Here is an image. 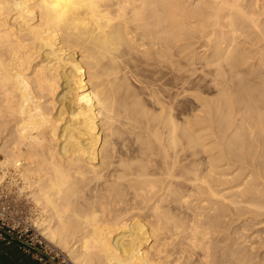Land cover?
<instances>
[{
    "label": "bare ground",
    "instance_id": "obj_1",
    "mask_svg": "<svg viewBox=\"0 0 264 264\" xmlns=\"http://www.w3.org/2000/svg\"><path fill=\"white\" fill-rule=\"evenodd\" d=\"M0 152L74 264H264V0H0Z\"/></svg>",
    "mask_w": 264,
    "mask_h": 264
},
{
    "label": "rangeland",
    "instance_id": "obj_2",
    "mask_svg": "<svg viewBox=\"0 0 264 264\" xmlns=\"http://www.w3.org/2000/svg\"><path fill=\"white\" fill-rule=\"evenodd\" d=\"M77 58L80 59L81 57H79L77 55ZM213 86L214 85H208L202 91H196V90L188 91L191 94H189L188 92L181 94L179 96V98H178V107L180 106L179 107L180 116L183 117V118H187V119H193L195 115H201L202 113H201L200 109L202 108V106L200 105L201 104L200 103V99H203V100H214L217 97V94H216L217 93V88H215V86L214 87ZM132 88H134V90L132 89L133 91H136V93L139 94L138 98H140V99L142 98V102L144 103V105H146L147 107L149 106L148 108H152V104L153 103L149 99V96L146 95L147 93L145 94L144 93L145 91L140 92V89L136 90V86H133ZM145 95L148 96V97H146ZM195 97H201V98L199 99V98H195ZM196 100H198L199 102L196 101ZM115 125L116 126L118 125L119 127H121V124L119 125V122H117V124H115ZM119 127H118V130L120 131L122 128L119 129ZM195 127H197V126H195ZM197 129H198V127H197ZM125 131H126V129H123V131L121 130V134H117L116 135V137H118V138H116L115 135H114L113 139L115 141H120V142H117L119 144V145L117 144L118 155L120 154V156H122V157H130V156H132V158H133L134 155H135L134 153H136V152H134V151H136V148H135V146H133L131 141L128 140L130 135L128 136V133H125ZM209 131L210 132H208V130H207V131H203L204 133H201L204 136L208 135V138L204 139V141L206 143H211L212 141L215 140L214 136H212V135L210 136L209 135V133L211 134L212 131L211 130H209ZM122 132H124V134ZM124 135H125V137H124ZM125 140L128 141V142H126V145H127V147H129V149L128 148H126V149L130 150V151H128V155L126 153L127 151L126 152L124 151L125 149L124 150L122 149L120 151V148H121L120 145H122L121 142L125 141ZM124 152L126 153L125 156L123 155ZM204 154H201L200 156H202V159L204 158V160H206V158L209 157V156L206 153H204ZM4 159H5L4 158V154L2 152H0V160H4ZM236 168L237 167H233V171L234 172L231 171V172H233L232 175L237 176L240 173V171L238 169L236 170ZM3 170L4 169L0 166V204L7 208V210L10 212L12 218L14 217L15 222L17 224L20 223L21 227H22V225H25V224L26 225H32V227L35 229V232L38 233L39 232V230H38L39 227L37 226V222L36 221H38L40 219L39 218L40 217L39 216V214H40L39 207L35 204L33 198L31 197L30 193L28 192V189H24L23 188V180L20 178L19 174L15 173L14 168H10L9 170L5 169L7 171V173H5L6 171L2 172ZM227 178H229V177L227 176ZM218 187L220 189H222L225 186H220L219 185ZM224 192H226V190H224ZM223 194H225V193H223ZM30 197H31V199H30ZM220 200H222V199H220ZM241 224L242 223H240V221H237L236 225H235V228H238L240 230L242 228ZM253 227H252V229H249L250 231L247 230L249 232H247V231H246L247 233L245 232V236H247V235L248 236L249 235L253 236V234H256V238H258V239H260V238L262 239L263 238L264 239V224H260V225L257 224V225H255ZM256 230H258V231H256ZM259 231H261V232H259ZM257 234H259V236ZM252 239L250 241L253 242V243H256L255 237L252 238ZM258 239H257V242H259ZM250 241L248 243L244 242L245 244L243 243L241 247H243V245H244L243 248L249 250L250 246H248V244L250 245ZM54 245L57 247L56 244H54ZM255 246H258V243ZM57 248L60 249L63 252L64 258L67 261H69L71 264H74L73 262H71V260H69V257L67 256L68 252L64 251V249L61 248V247H57ZM259 249L260 248H255V251L253 250L255 253H253V254H257V253L259 254V253H261V251H263L262 254L264 253V250H261V249L259 250ZM95 263H97V261H94L92 264H95Z\"/></svg>",
    "mask_w": 264,
    "mask_h": 264
},
{
    "label": "built area",
    "instance_id": "obj_3",
    "mask_svg": "<svg viewBox=\"0 0 264 264\" xmlns=\"http://www.w3.org/2000/svg\"><path fill=\"white\" fill-rule=\"evenodd\" d=\"M30 235V236H29ZM15 237L25 240L29 246L38 249L39 258L49 257L59 264H71L64 258L63 252L53 243L35 232L32 225H22L16 223L7 208L0 204V238Z\"/></svg>",
    "mask_w": 264,
    "mask_h": 264
},
{
    "label": "crops",
    "instance_id": "obj_4",
    "mask_svg": "<svg viewBox=\"0 0 264 264\" xmlns=\"http://www.w3.org/2000/svg\"><path fill=\"white\" fill-rule=\"evenodd\" d=\"M38 249L15 237L0 238V264H59L49 257L39 258Z\"/></svg>",
    "mask_w": 264,
    "mask_h": 264
}]
</instances>
